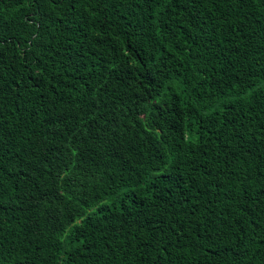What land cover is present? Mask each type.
I'll use <instances>...</instances> for the list:
<instances>
[{
	"label": "trees",
	"instance_id": "16d2710c",
	"mask_svg": "<svg viewBox=\"0 0 264 264\" xmlns=\"http://www.w3.org/2000/svg\"><path fill=\"white\" fill-rule=\"evenodd\" d=\"M0 264H264V0H0Z\"/></svg>",
	"mask_w": 264,
	"mask_h": 264
}]
</instances>
